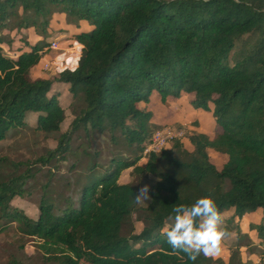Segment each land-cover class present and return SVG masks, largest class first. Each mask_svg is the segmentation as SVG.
<instances>
[{
  "label": "trees",
  "instance_id": "16d2710c",
  "mask_svg": "<svg viewBox=\"0 0 264 264\" xmlns=\"http://www.w3.org/2000/svg\"><path fill=\"white\" fill-rule=\"evenodd\" d=\"M55 13L90 28L70 34L80 45L72 69L32 78ZM28 28L40 39L27 42L20 30ZM14 34L26 49L9 57L0 46V146L27 126L28 113L55 144L34 161L0 153V232H16L5 243L8 264L29 259L27 238L43 264H193L183 252L172 254L164 230L175 206L208 195L220 213L233 210L223 220L235 233L228 260L240 262L241 246L264 257V223L249 224L257 245L232 225L245 212L264 211V0H0V44ZM53 82L65 84L73 100L64 131ZM152 93L161 101L191 94L190 106L208 111L217 132L187 133L190 149L173 138L139 165L155 126L137 104ZM101 134L129 155L99 161L88 147ZM207 149L225 155L219 169ZM127 168L154 177L144 204L133 201L132 182L118 181ZM15 196L36 204L35 218L10 204ZM218 263L203 255L194 262Z\"/></svg>",
  "mask_w": 264,
  "mask_h": 264
},
{
  "label": "rangeland",
  "instance_id": "374dc122",
  "mask_svg": "<svg viewBox=\"0 0 264 264\" xmlns=\"http://www.w3.org/2000/svg\"><path fill=\"white\" fill-rule=\"evenodd\" d=\"M61 18L62 19L59 20L54 19V24L51 27V40L54 43L52 45V41L49 42V45L41 52L40 60L30 70V76L32 78H52L53 76H56L59 71L65 68L72 69L76 64L80 45L70 37V34L73 31V25L68 28V26L64 23L62 15ZM21 34L26 37L24 33ZM12 41H14V44L12 45L13 48L18 43V35L14 34ZM1 48L3 54L10 56L11 49H8L4 44L1 45ZM11 56L14 57L15 55L11 53ZM51 89L58 92V102L62 107L64 114V118L60 124V131H64L68 128L69 122L73 117V113L71 111V107H73V100L68 93L67 86L65 84L53 82ZM191 96V94H181L177 98L167 96L164 101H161L156 93H152L147 103L140 102L137 104V106L150 111V122L155 126L154 131L156 129L162 128L173 129L179 132V135H177L176 138H179L183 147L190 149L185 136L187 133L205 132L209 136H214L217 132L215 126L213 125V119L208 111H200L193 109L190 106L189 99ZM35 119L36 113H28L25 117L27 126L23 129H20L18 133L13 135L11 138H7L2 141L0 153L5 154L13 161H34V159L38 155L42 154L47 148H52L55 144V141L50 135H45L42 132L34 129ZM169 144L170 143H168V146ZM93 149L97 150L98 160L101 162L107 160L111 153H117L124 156L129 155L127 150L120 146L112 147L106 134L97 135L93 138L88 150L91 151ZM208 157L210 162L217 168L220 167L225 160L224 155L214 152L213 150L208 151ZM72 159L73 158H69V161ZM83 159L85 160V157H83ZM145 159L146 156L142 153L140 159L138 160V164L143 165L145 163ZM66 165L67 161H63L62 163L58 164V172L65 173ZM37 179L40 182L43 181L41 176L37 177ZM153 180L154 177L149 174L142 175L131 173L130 168L121 171L118 178L119 182H132L137 187L138 191L145 185L150 186ZM34 185V190L38 189L36 184ZM10 204L22 210L30 218H35L38 213L36 204L31 202L27 197L15 196L10 201ZM132 221L135 231L137 227L140 226V224L139 222L133 220V217ZM230 234L231 235L223 243V249L218 255L219 258L217 257L220 259L224 256L226 259L221 260V258L220 260L222 263L218 264H264V257L258 258L255 254L256 252L251 253L249 249L245 248L244 246H241L239 249L240 262L239 260H233L230 262L228 260L230 254L229 250L231 249L230 246L235 233L231 231ZM15 238L16 232L12 227L0 232V247H3V250H0V264H8L6 262V253L4 251L6 248L5 243L7 244L14 242ZM260 248L261 247L256 250L260 251ZM24 252L26 256L29 257L27 261H24V264H43L36 257L32 239L27 238L25 240Z\"/></svg>",
  "mask_w": 264,
  "mask_h": 264
},
{
  "label": "clouds",
  "instance_id": "9594fccd",
  "mask_svg": "<svg viewBox=\"0 0 264 264\" xmlns=\"http://www.w3.org/2000/svg\"><path fill=\"white\" fill-rule=\"evenodd\" d=\"M149 186L140 188L133 198L137 204L149 200ZM174 217L165 228L167 243L173 250L172 254L183 252L194 262L204 257L218 256L224 241L231 235L226 227L222 214L211 195L197 199L191 205H178L173 208Z\"/></svg>",
  "mask_w": 264,
  "mask_h": 264
},
{
  "label": "crops",
  "instance_id": "0c3cea01",
  "mask_svg": "<svg viewBox=\"0 0 264 264\" xmlns=\"http://www.w3.org/2000/svg\"><path fill=\"white\" fill-rule=\"evenodd\" d=\"M61 15L62 14H59V13H55V14H53L52 15V18H51V21H50V28H49V31H50V33H49V36L48 37H46V41H48V43L49 42H51L52 40V37H51V34H52V31H51V27H52V25L54 24V19H57V20H59V19H62L61 18ZM63 16V15H62ZM67 25V24H66ZM68 26V28L69 27H71V25H67ZM60 27V26H59ZM64 27H66V26H64ZM73 27V31H72V33H74V32H77L79 29H81V30H89V26L85 23V22H83V21H80L79 22V27H75V26H72ZM62 29H65V28H62ZM21 31V33H24L25 35H26V40H27V42H29V43H33V42H36L37 40H39L40 38L34 33V31L31 29V28H28V29H21L20 30ZM33 36V37H32ZM30 37V38H29ZM32 37V38H31ZM50 39V40H49ZM13 40V39H12ZM2 44H4L8 49H11V53L12 54H14L15 56L19 53V51L20 50H25L26 49V47L24 46V45H22V42L18 39V43H17V45L16 46H14L13 48H12V45L14 44V41H11V43L10 44H6V43H1L0 44V46L2 45ZM8 52H9V50H8ZM11 53H10V56L9 55H7V56H9V57H13V56H11ZM14 56V57H15ZM197 110H200V109H197ZM200 111H203V110H200ZM213 125H214V122H213ZM202 133H205V132H202ZM205 134H207V133H205ZM208 135V134H207ZM208 151H211V149H207V154H208ZM215 152V151H214ZM221 154V153H220ZM222 155H224V154H222ZM224 157H225V155H224ZM225 161V160H224ZM217 168V167H216ZM220 167H218L217 169H219ZM232 212H233V210L232 209H228V210H226V211H224L223 213H221L222 214V219L224 220L225 218H228L231 214H232ZM262 222V223H264V211L262 210V209H260V208H257V209H255L254 211H252V212H245V213H243L242 215H241V217H239V218H236V217H234L233 218V222H232V225H236L238 228H239V230L241 231V232H243V233H247V235L251 238V240L254 242V244L257 242L256 241V237H255V232H254V230H252V229H249V224H256V223H258V222ZM138 222V221H137ZM139 224H140V226L139 227H137V229L135 230V232H138L139 231V229L141 228V223L139 222ZM223 226V225H222ZM230 233H231V231H230ZM255 245H257V244H255ZM218 256H212V258L214 259V258H217ZM219 258V257H218ZM222 258V259H221ZM220 259L221 260H225L226 258H224V256L223 257H221ZM224 258V259H223Z\"/></svg>",
  "mask_w": 264,
  "mask_h": 264
},
{
  "label": "built area",
  "instance_id": "2783aa9c",
  "mask_svg": "<svg viewBox=\"0 0 264 264\" xmlns=\"http://www.w3.org/2000/svg\"><path fill=\"white\" fill-rule=\"evenodd\" d=\"M53 43L54 42L52 41L51 44L53 45ZM177 135H179V132L173 129H169V128L156 129L152 133L150 141L143 149V154L145 155L149 151L157 152L161 148H165L166 146H168V143H170V141L173 138L177 137Z\"/></svg>",
  "mask_w": 264,
  "mask_h": 264
}]
</instances>
